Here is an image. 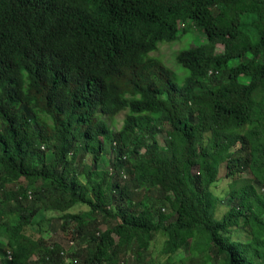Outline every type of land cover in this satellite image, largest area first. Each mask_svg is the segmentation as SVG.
I'll return each instance as SVG.
<instances>
[{
	"label": "trees",
	"instance_id": "trees-1",
	"mask_svg": "<svg viewBox=\"0 0 264 264\" xmlns=\"http://www.w3.org/2000/svg\"><path fill=\"white\" fill-rule=\"evenodd\" d=\"M0 264H264V0H0Z\"/></svg>",
	"mask_w": 264,
	"mask_h": 264
},
{
	"label": "rangeland",
	"instance_id": "rangeland-1",
	"mask_svg": "<svg viewBox=\"0 0 264 264\" xmlns=\"http://www.w3.org/2000/svg\"><path fill=\"white\" fill-rule=\"evenodd\" d=\"M181 27H183V25H181ZM187 30L185 32H183V30H181L180 32V38L179 40H177L176 42L173 43H161L158 47V50L151 53L150 55L152 57H155L159 60H161L164 64H166L176 75V80L178 83H183L185 77L188 76V73L186 72L185 69H183L180 65H178L175 61V56L177 55L178 52H181L183 50L189 49L193 46H199L202 44L206 43V37L205 34L203 33V31L196 27L192 22H188L187 24ZM223 50V46L219 47V51ZM125 119V113H122L120 115H118L117 117H115L114 119V127L116 129H120L122 127L123 124V120ZM110 124H112V122L110 121V119L108 120ZM165 137L166 134H160L159 135V139L162 143L165 142ZM87 163L91 162V157L88 156ZM224 172L225 169L224 167H222L221 172H220V179L217 182V184L215 186H213V191L215 194L219 195L220 198L222 199V204H220L219 208H218V212L217 215L218 216H222L223 213L229 208V204H228V193L230 191V184L228 181V178L224 177ZM243 175L245 177H252V174L249 170H246ZM24 185H25V180L22 179L21 181ZM50 214L49 213H43L35 220L36 222L39 221L40 217H48ZM74 223H72L65 232L61 233L58 230H53V234L48 238H44L42 235L39 234V225L35 224L31 226V229H33V232H35L37 234V237H39V241L44 242L46 241L47 243H51L50 239L56 241V243H58L63 250H65L66 252H70L71 248V242L73 241L72 239V234H73V228H74ZM42 227L43 229L46 231L48 228V226L45 223H42ZM105 228V226H102V230ZM41 229V228H40ZM41 236V237H40ZM162 237H160L159 235L156 237V241L153 243L152 246V252L154 254H158L161 246H162ZM131 261H133L132 258H130Z\"/></svg>",
	"mask_w": 264,
	"mask_h": 264
},
{
	"label": "built area",
	"instance_id": "built-area-1",
	"mask_svg": "<svg viewBox=\"0 0 264 264\" xmlns=\"http://www.w3.org/2000/svg\"><path fill=\"white\" fill-rule=\"evenodd\" d=\"M30 197H31V194H30ZM71 245H73V241L71 242Z\"/></svg>",
	"mask_w": 264,
	"mask_h": 264
},
{
	"label": "bare ground",
	"instance_id": "bare-ground-1",
	"mask_svg": "<svg viewBox=\"0 0 264 264\" xmlns=\"http://www.w3.org/2000/svg\"><path fill=\"white\" fill-rule=\"evenodd\" d=\"M255 19V18H254ZM44 44V43H43Z\"/></svg>",
	"mask_w": 264,
	"mask_h": 264
}]
</instances>
